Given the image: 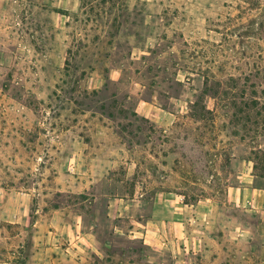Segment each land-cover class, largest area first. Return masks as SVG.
<instances>
[{
    "label": "rangeland",
    "instance_id": "1",
    "mask_svg": "<svg viewBox=\"0 0 264 264\" xmlns=\"http://www.w3.org/2000/svg\"><path fill=\"white\" fill-rule=\"evenodd\" d=\"M143 100L182 147L191 136L187 200L224 190L231 154L264 186V0H0V264L151 253L119 232L125 214H108L144 180L117 151L158 142ZM243 250L238 264H264Z\"/></svg>",
    "mask_w": 264,
    "mask_h": 264
},
{
    "label": "crops",
    "instance_id": "2",
    "mask_svg": "<svg viewBox=\"0 0 264 264\" xmlns=\"http://www.w3.org/2000/svg\"><path fill=\"white\" fill-rule=\"evenodd\" d=\"M143 103L141 108L149 110L144 115L151 117L152 138L157 139V145L153 140L154 146L150 149L129 145L123 153L117 151V162L120 157L125 159L144 180L137 181L131 192L113 195L108 206L110 217L123 214L128 217L126 230L117 227L120 233L140 239L152 249L148 256L130 264H238L241 246L245 248V255H259L260 261H264V186L259 185L261 175L256 172L257 164L251 160L240 163L231 154L224 190L216 185L213 193L187 200L186 193L179 192L178 177L190 173L196 162L197 152L194 155L191 150V136L181 137L182 147L178 136H175L177 140L171 137L173 121L161 111L153 110L156 108L153 102L143 100ZM161 133L169 137L166 141L172 142L173 150L165 147L161 150ZM112 139L118 144V138ZM197 144L203 154L208 143L201 140ZM105 147L101 144V149ZM215 150L216 160L219 158L221 163L220 173L224 174L217 145ZM152 160L158 168L151 167ZM158 174L167 180L156 178ZM149 177L151 181H147ZM146 208L149 209L146 211Z\"/></svg>",
    "mask_w": 264,
    "mask_h": 264
}]
</instances>
